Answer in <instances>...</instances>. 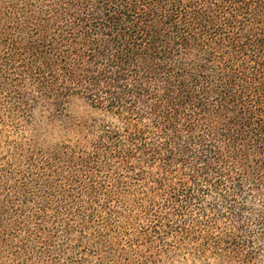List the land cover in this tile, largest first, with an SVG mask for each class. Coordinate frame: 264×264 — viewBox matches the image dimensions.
Segmentation results:
<instances>
[{"label": "trees", "instance_id": "1", "mask_svg": "<svg viewBox=\"0 0 264 264\" xmlns=\"http://www.w3.org/2000/svg\"><path fill=\"white\" fill-rule=\"evenodd\" d=\"M0 264H264V0H0Z\"/></svg>", "mask_w": 264, "mask_h": 264}, {"label": "rangeland", "instance_id": "2", "mask_svg": "<svg viewBox=\"0 0 264 264\" xmlns=\"http://www.w3.org/2000/svg\"><path fill=\"white\" fill-rule=\"evenodd\" d=\"M0 155H2V153H0Z\"/></svg>", "mask_w": 264, "mask_h": 264}]
</instances>
